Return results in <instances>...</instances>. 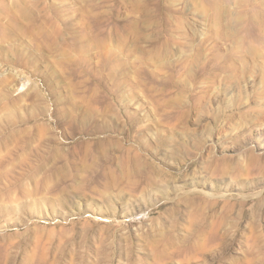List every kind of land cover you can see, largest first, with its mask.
I'll return each instance as SVG.
<instances>
[{
	"label": "rangeland",
	"instance_id": "374dc122",
	"mask_svg": "<svg viewBox=\"0 0 264 264\" xmlns=\"http://www.w3.org/2000/svg\"><path fill=\"white\" fill-rule=\"evenodd\" d=\"M0 264H264V0H0Z\"/></svg>",
	"mask_w": 264,
	"mask_h": 264
}]
</instances>
